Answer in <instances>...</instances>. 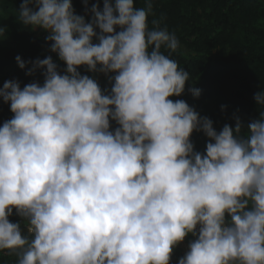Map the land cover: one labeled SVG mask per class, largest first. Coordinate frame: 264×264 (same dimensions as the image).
<instances>
[{
	"label": "clouds",
	"instance_id": "clouds-1",
	"mask_svg": "<svg viewBox=\"0 0 264 264\" xmlns=\"http://www.w3.org/2000/svg\"><path fill=\"white\" fill-rule=\"evenodd\" d=\"M85 7L90 22L72 0L20 4L19 23L46 30L66 67L17 56L27 75L45 69L43 84L0 88L14 114L0 126V251L16 264H171L191 235L178 264H264V111L217 131L170 99L190 73L170 58L175 33L149 28L152 0ZM254 99L264 108V90ZM193 132L208 138L203 152Z\"/></svg>",
	"mask_w": 264,
	"mask_h": 264
},
{
	"label": "trees",
	"instance_id": "trees-1",
	"mask_svg": "<svg viewBox=\"0 0 264 264\" xmlns=\"http://www.w3.org/2000/svg\"><path fill=\"white\" fill-rule=\"evenodd\" d=\"M22 2L0 0V26H7L0 41L13 46L0 45V88L8 80L19 81L21 88L33 82L43 84L45 69L38 68L32 75H27L32 63H26L21 69L17 56L29 62L51 55L61 74L66 67L58 55L50 51L52 42L46 40L48 35L38 36L35 30L19 23L17 17ZM95 3H99L102 10L104 0H87V8ZM135 3L137 7H145V0H135ZM152 3L149 28L153 27L152 20L158 19L161 28L166 26L169 32L175 33L180 47L170 58L190 73L185 92L170 99L186 101L201 116L209 117L217 131L225 123L234 126V114L245 121L258 118L259 112L264 111L254 99L257 92L264 90V0H152ZM72 5L76 14L87 15L86 22L91 21L92 14L86 11L85 0H72ZM44 46L46 50H42ZM161 51L168 54L164 48ZM78 70L83 75L97 78L102 89L111 88L105 74L90 72L86 65L78 66ZM190 88L200 89L199 97L193 96ZM13 115L10 103L0 97V126ZM117 126L113 121L112 127ZM191 140L196 151L205 150L208 138L203 132H193ZM9 219L16 222L20 217L12 215ZM191 239L190 235L188 242ZM183 255L176 247L171 264H178ZM16 262L15 255H8V259L0 264Z\"/></svg>",
	"mask_w": 264,
	"mask_h": 264
},
{
	"label": "rangeland",
	"instance_id": "rangeland-1",
	"mask_svg": "<svg viewBox=\"0 0 264 264\" xmlns=\"http://www.w3.org/2000/svg\"><path fill=\"white\" fill-rule=\"evenodd\" d=\"M85 16H87V15H85ZM35 32L38 36H41V37L49 35V33L46 30L39 28V27H37L35 29ZM0 45L7 47V48L13 47L11 44L4 42V41H0ZM42 50H46V49L43 47ZM95 79L97 80V78H95ZM189 236L186 237L185 240L183 242H181V244L178 246L181 249L182 254H184L187 251ZM7 259H8V254L6 252L0 253V263L5 262Z\"/></svg>",
	"mask_w": 264,
	"mask_h": 264
},
{
	"label": "built area",
	"instance_id": "built-area-1",
	"mask_svg": "<svg viewBox=\"0 0 264 264\" xmlns=\"http://www.w3.org/2000/svg\"><path fill=\"white\" fill-rule=\"evenodd\" d=\"M44 48L46 49V46H44ZM13 215H15V210H14V214ZM16 216V215H15ZM20 220V219H19Z\"/></svg>",
	"mask_w": 264,
	"mask_h": 264
}]
</instances>
